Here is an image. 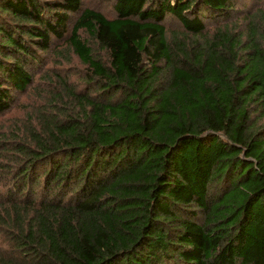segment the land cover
<instances>
[{"label": "trees", "instance_id": "obj_1", "mask_svg": "<svg viewBox=\"0 0 264 264\" xmlns=\"http://www.w3.org/2000/svg\"><path fill=\"white\" fill-rule=\"evenodd\" d=\"M103 1L0 0V264H264V0Z\"/></svg>", "mask_w": 264, "mask_h": 264}, {"label": "rangeland", "instance_id": "obj_2", "mask_svg": "<svg viewBox=\"0 0 264 264\" xmlns=\"http://www.w3.org/2000/svg\"><path fill=\"white\" fill-rule=\"evenodd\" d=\"M248 1L250 2L251 0H248ZM84 3H85V4L97 5V6H99V7H102L101 5H104V4H103L104 1L101 2V3H97L96 0H84ZM260 3H262V1H260ZM103 7L106 8V9L111 8V7L109 6V4H106V5H104ZM176 25H177V24H176ZM62 46H64V44H63ZM64 50H65V52H66V55H65V58H64V59H69V60H70V58L72 57V55L68 52L67 49H64ZM71 62H72V61H71ZM68 68H70V66H68Z\"/></svg>", "mask_w": 264, "mask_h": 264}]
</instances>
